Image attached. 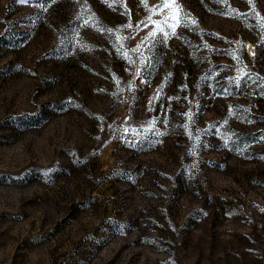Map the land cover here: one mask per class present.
I'll use <instances>...</instances> for the list:
<instances>
[{
  "label": "rangeland",
  "instance_id": "374dc122",
  "mask_svg": "<svg viewBox=\"0 0 264 264\" xmlns=\"http://www.w3.org/2000/svg\"><path fill=\"white\" fill-rule=\"evenodd\" d=\"M0 0V264H264V0Z\"/></svg>",
  "mask_w": 264,
  "mask_h": 264
},
{
  "label": "snow or ice",
  "instance_id": "6c2138e0",
  "mask_svg": "<svg viewBox=\"0 0 264 264\" xmlns=\"http://www.w3.org/2000/svg\"><path fill=\"white\" fill-rule=\"evenodd\" d=\"M24 2H26V0H24ZM165 7L169 6L168 5V0H165V4H164Z\"/></svg>",
  "mask_w": 264,
  "mask_h": 264
}]
</instances>
